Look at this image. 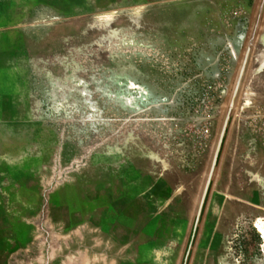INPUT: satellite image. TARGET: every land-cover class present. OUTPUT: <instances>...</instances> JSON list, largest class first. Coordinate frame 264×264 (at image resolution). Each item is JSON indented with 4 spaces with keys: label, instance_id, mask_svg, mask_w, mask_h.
Masks as SVG:
<instances>
[{
    "label": "rangeland",
    "instance_id": "1",
    "mask_svg": "<svg viewBox=\"0 0 264 264\" xmlns=\"http://www.w3.org/2000/svg\"><path fill=\"white\" fill-rule=\"evenodd\" d=\"M171 3L46 0L3 16L16 30L0 58L4 264L27 249L46 264L60 248L99 264L185 263L238 70L227 87L196 75ZM248 91L264 112V17L237 106L257 98ZM247 185L264 190V172H216L187 264H206L219 232L231 264H264L262 218L218 225L220 189Z\"/></svg>",
    "mask_w": 264,
    "mask_h": 264
},
{
    "label": "crops",
    "instance_id": "2",
    "mask_svg": "<svg viewBox=\"0 0 264 264\" xmlns=\"http://www.w3.org/2000/svg\"><path fill=\"white\" fill-rule=\"evenodd\" d=\"M138 1H154L156 6L157 2L163 0ZM169 1L172 2L170 7L174 10L171 12V18H175L177 23L175 31L187 34L186 45L191 48L190 55L195 61L193 64L197 69L196 75L201 73L204 79L222 81L227 87L239 68L258 0ZM40 6L45 8L46 0H0V58L3 55L4 33L16 31L12 26H3V16L12 11L31 14L34 8ZM21 32L26 31L24 29ZM7 36L9 40L11 36ZM183 44H178V48H184ZM11 45L15 48V45ZM225 87L220 91L223 95H226ZM246 94L249 98H257L246 100V104L242 100L236 107L220 154L217 172H264V112L258 106L263 102V96L254 95L253 91ZM220 193H224V205L221 206L224 212L218 225L226 226L229 223V215H250L256 217V220H264V190L247 185L244 188H221ZM226 247V237L221 232L213 234L207 248L206 264H231V261L226 259ZM30 251H20L17 257L19 260L16 262L30 263ZM25 257L27 259H24ZM3 262L1 259L0 264H4ZM46 264H99L98 253L80 248L50 250L46 251ZM234 264L244 263L235 260Z\"/></svg>",
    "mask_w": 264,
    "mask_h": 264
},
{
    "label": "water",
    "instance_id": "3",
    "mask_svg": "<svg viewBox=\"0 0 264 264\" xmlns=\"http://www.w3.org/2000/svg\"><path fill=\"white\" fill-rule=\"evenodd\" d=\"M263 17H264V0H258L256 10L253 16V20H252V25H251V28H250V31L247 37L246 45L243 51V55H242L241 62H240L238 72L236 75L234 87H233L232 94L230 97L229 107L227 108V111L223 118V122L220 128L219 134H218V138L215 144V149H214L213 156L211 159L210 169L207 173V177L204 182L202 194H201L200 201H199L198 208H197L195 228H194L191 244L186 254L184 264L188 263V259H189L193 241H194L197 229H198V225L201 221V218H202V215L205 209L206 201L209 195V191H210L212 182L214 180L215 173L218 168L220 154H221V151H222V148H223V145H224L227 133H228L230 123L234 115L235 108L237 106V102H238L241 89H242V86H243V83L246 77L248 66L250 63V59H251L253 50L255 48L257 39H258Z\"/></svg>",
    "mask_w": 264,
    "mask_h": 264
},
{
    "label": "snow or ice",
    "instance_id": "4",
    "mask_svg": "<svg viewBox=\"0 0 264 264\" xmlns=\"http://www.w3.org/2000/svg\"><path fill=\"white\" fill-rule=\"evenodd\" d=\"M101 19H111V16H109V17H102Z\"/></svg>",
    "mask_w": 264,
    "mask_h": 264
},
{
    "label": "bare ground",
    "instance_id": "5",
    "mask_svg": "<svg viewBox=\"0 0 264 264\" xmlns=\"http://www.w3.org/2000/svg\"><path fill=\"white\" fill-rule=\"evenodd\" d=\"M210 169V168H209ZM217 172V171H216ZM215 175H216V173H215ZM214 178H215V176H214Z\"/></svg>",
    "mask_w": 264,
    "mask_h": 264
},
{
    "label": "built area",
    "instance_id": "6",
    "mask_svg": "<svg viewBox=\"0 0 264 264\" xmlns=\"http://www.w3.org/2000/svg\"><path fill=\"white\" fill-rule=\"evenodd\" d=\"M264 114V113H263Z\"/></svg>",
    "mask_w": 264,
    "mask_h": 264
}]
</instances>
